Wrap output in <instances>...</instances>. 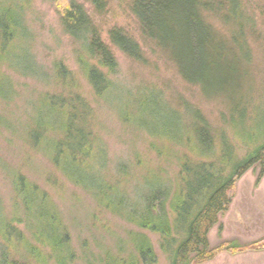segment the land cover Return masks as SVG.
I'll list each match as a JSON object with an SVG mask.
<instances>
[{"label":"rangeland","instance_id":"1","mask_svg":"<svg viewBox=\"0 0 264 264\" xmlns=\"http://www.w3.org/2000/svg\"><path fill=\"white\" fill-rule=\"evenodd\" d=\"M64 1L67 0H60L55 5L54 0H25L16 6L28 37L20 40L15 49L19 54L16 55L18 62L12 64L15 70L7 65L0 66V73L4 75H0V231L5 221L12 220V227L26 240L45 255L52 254L50 243L42 236L49 232L50 226L44 211L54 209L58 217L56 224L65 226L75 254L70 264H99L90 261L97 257L105 258V250L111 251L113 258L121 257L134 264L135 260H130L134 246L129 241L133 234H143L149 239L156 264H169L159 247L157 235L136 228L117 214L101 210L91 193L74 186L64 176V163L76 151L74 142L64 134L65 128L71 125L75 133L81 129L92 131L96 137L95 146L106 152L107 167H101L105 161L102 157L104 161H98L93 179L100 177V180H106L108 174L117 175L120 165H127L138 179L148 171H159L166 183H178L177 165L182 157L209 162L219 155L228 162L234 156L242 158L245 155L247 142L253 143L249 148L264 143V94L259 92L263 94L260 111L253 119L250 114L244 118L239 115L232 117L228 100L219 95H206L199 86L185 83L175 66L152 44L144 41L130 13L129 0H108L107 9L102 14L94 12L83 0H74L83 4L105 43L108 44V30L120 27L139 44L146 58L145 63L136 62L111 47L117 71L109 76L112 86L108 93L97 97L78 62L80 43L66 34L61 26L57 10ZM237 1L246 15L255 21L254 30L247 36L251 51L246 55L252 57V64L248 63L247 68L252 84L262 91L264 0ZM209 21L219 33L227 35L225 27L217 20ZM59 67L65 69V81L57 76ZM146 89L157 91L163 98L160 99L161 111L170 113L171 106L184 120L173 142L163 140L164 135H158L161 132L158 120L140 110ZM254 97L258 98L254 94L249 98L252 106L256 103L255 100L253 102ZM195 110L207 121L213 135L211 138L215 141L209 148L204 147L205 154L197 157L195 152L200 143L193 128L195 119L192 112ZM71 116L76 117L74 122ZM187 138L190 141L186 144L184 140ZM151 145H154L153 149ZM60 148L61 155L58 153ZM17 175L30 186H37L36 195L45 191L48 198L43 211L42 208H34L26 214L27 210L16 194L14 181ZM258 177L259 167L256 166L237 181L228 211L219 217V223L208 233L210 247L223 242H234L244 247L264 238V177ZM124 189L130 197L133 196L130 195L131 188ZM119 240L125 241L122 250L115 248ZM3 247L5 243L0 238V248ZM23 251L21 246L18 254L12 252L10 256L14 255L15 259L23 257ZM56 254L54 252L55 256L47 258L48 264H56ZM113 261L116 262L111 264H123L119 260ZM206 264H264V249L220 253Z\"/></svg>","mask_w":264,"mask_h":264},{"label":"trees","instance_id":"2","mask_svg":"<svg viewBox=\"0 0 264 264\" xmlns=\"http://www.w3.org/2000/svg\"><path fill=\"white\" fill-rule=\"evenodd\" d=\"M19 1L25 0H0L1 67L7 65L14 68L12 64L18 62L16 55H19L15 49L20 40L28 37L21 15L17 13ZM59 1L54 0L55 5ZM83 2L99 14L104 13L108 5V0ZM128 6L141 37L175 66L185 83L199 86L206 95L224 97L229 101L228 108L232 117L239 115L244 118L250 114L253 119L260 111L264 81L261 83L262 91L252 84L251 73L247 68L248 63L252 64V57L246 55L251 51L247 36L254 30L255 21L246 15L237 0H129ZM59 8L57 13L63 31L80 43L78 62L97 97L108 93L112 86L109 76L117 71L111 47L133 61L146 62L139 44L122 28L115 26L108 30L107 44L102 40L83 4L67 0ZM209 19L217 20L223 25L227 35L219 33ZM31 65L30 68H33ZM57 70V76L65 81V69L59 67ZM33 72L36 73V69ZM0 75L4 76L2 73ZM1 81L2 79L0 91ZM259 92L263 94L260 95ZM251 94L258 97L253 99V102L256 101L254 106L249 102ZM143 95L140 110L160 123L161 132H155L159 136L164 135L163 140H176L180 127L185 123L182 117L171 106L170 113L161 111L162 97L157 91L146 89ZM83 105L90 110L86 103ZM192 115L195 119L193 128L200 143L195 152L197 157L205 154L204 147L209 148L215 141L201 114L195 110ZM75 118L71 116L73 122ZM186 125L188 128V124ZM78 131H72L71 125L65 128L64 134L74 142L76 151L64 163V176L74 186L91 193L101 210L117 214L136 228L157 235L160 238L159 247L166 254L169 264H206L220 253L236 254L240 251L264 249V238L244 247H239L234 242H223L210 247L208 240V233L219 223V217L228 211L237 181L256 166L259 167L258 179L264 177V143L249 148L253 143L247 142L245 155L242 158L234 156L228 162L219 158V155L209 162L191 161L182 157L177 165L178 183H166L159 171H148L147 175L138 179L127 165H120L117 175L108 174L106 180H100V177L93 179V172L97 170L95 167L98 161H104L102 157L105 161L101 167H107L106 152L100 146H95L96 137L92 131ZM47 134L48 132L45 135ZM184 141L187 144L190 139ZM153 148L154 145H151V149ZM156 152L159 153V150ZM58 153L62 154L61 148ZM55 161L58 162L56 159ZM14 183L16 194L23 203L21 205L27 210L26 214H30L34 208H42L43 211L48 198L45 191L36 195L35 192L39 190L37 186H30L20 175L16 176ZM125 187L132 189V197ZM44 212L50 226L49 232L42 237L50 243L52 254L49 252L45 255L26 240L21 232L12 227L10 220L4 222L0 231V238L5 243V248H0V264H27L32 261L36 264H48L47 258L53 256L54 252H57L56 264H70L75 259L65 226L56 224L57 213L54 209ZM129 239L134 246V254L131 253L133 256L130 257V260H135L134 264H156L149 239L143 234H133ZM117 243L115 248L124 249L125 241L119 240ZM21 246L24 256L15 259L14 255L19 253ZM12 252L14 255L10 256ZM103 256L105 258H93L90 263L96 261L99 264H111L116 262L113 260H119L120 263L129 264L121 257L113 258L109 250H105Z\"/></svg>","mask_w":264,"mask_h":264}]
</instances>
